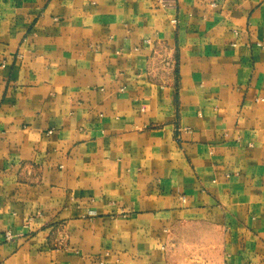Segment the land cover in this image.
<instances>
[{"label": "crops", "instance_id": "obj_1", "mask_svg": "<svg viewBox=\"0 0 264 264\" xmlns=\"http://www.w3.org/2000/svg\"><path fill=\"white\" fill-rule=\"evenodd\" d=\"M0 264H264V0H0Z\"/></svg>", "mask_w": 264, "mask_h": 264}, {"label": "built area", "instance_id": "obj_2", "mask_svg": "<svg viewBox=\"0 0 264 264\" xmlns=\"http://www.w3.org/2000/svg\"><path fill=\"white\" fill-rule=\"evenodd\" d=\"M163 5L165 4V0H159ZM3 238H4V240H6V241H8V240H10L11 238H12V235H11V233L9 232V231H5L4 233H3Z\"/></svg>", "mask_w": 264, "mask_h": 264}]
</instances>
